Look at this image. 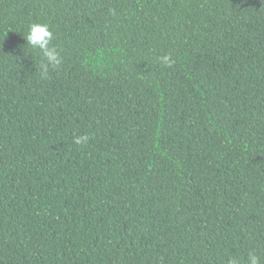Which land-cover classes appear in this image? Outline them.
Instances as JSON below:
<instances>
[{
  "label": "trees",
  "instance_id": "trees-1",
  "mask_svg": "<svg viewBox=\"0 0 264 264\" xmlns=\"http://www.w3.org/2000/svg\"><path fill=\"white\" fill-rule=\"evenodd\" d=\"M33 22L64 58L46 78ZM249 250L264 261V0H0V264Z\"/></svg>",
  "mask_w": 264,
  "mask_h": 264
},
{
  "label": "clouds",
  "instance_id": "clouds-1",
  "mask_svg": "<svg viewBox=\"0 0 264 264\" xmlns=\"http://www.w3.org/2000/svg\"><path fill=\"white\" fill-rule=\"evenodd\" d=\"M27 47L38 51L40 54V62L37 68L42 78H46L49 71H55L60 68L63 63L62 50L54 46V33L50 26L46 23L33 22L29 25L27 33L24 36ZM159 63L165 67H171L174 63L171 55H163L157 58ZM90 140L87 134L77 135L73 138L76 145H86ZM225 264H264V261L252 250L247 252V257L229 255Z\"/></svg>",
  "mask_w": 264,
  "mask_h": 264
}]
</instances>
